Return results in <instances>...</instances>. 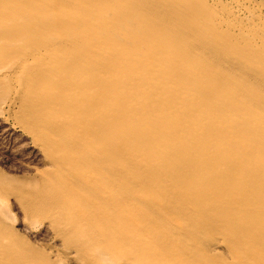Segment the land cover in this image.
I'll use <instances>...</instances> for the list:
<instances>
[{"label": "bare ground", "instance_id": "bare-ground-1", "mask_svg": "<svg viewBox=\"0 0 264 264\" xmlns=\"http://www.w3.org/2000/svg\"><path fill=\"white\" fill-rule=\"evenodd\" d=\"M0 116V264H264L261 3L0 0Z\"/></svg>", "mask_w": 264, "mask_h": 264}, {"label": "rangeland", "instance_id": "rangeland-1", "mask_svg": "<svg viewBox=\"0 0 264 264\" xmlns=\"http://www.w3.org/2000/svg\"><path fill=\"white\" fill-rule=\"evenodd\" d=\"M252 1L255 3H261L264 8V3H262L264 2L263 0ZM24 136L25 135L18 128L13 126V123L10 120L0 116V167L3 166L2 168L6 170L8 169L11 172H13L12 170H17L16 174H22L24 170V172L29 170V166L31 167L39 163V161L37 163V160L39 159L37 151L31 146V143L28 142L29 140L27 137ZM13 215H15L14 226L17 231L19 230L18 232L26 236L33 244L53 245L54 243L55 245V242L52 241L53 239L49 236V232L46 228L39 227L31 230L24 225V223L22 224L18 219V215L14 213V211Z\"/></svg>", "mask_w": 264, "mask_h": 264}]
</instances>
